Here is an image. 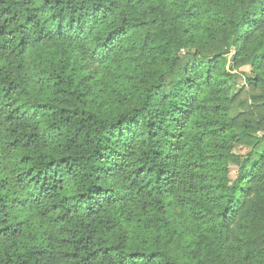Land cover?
I'll list each match as a JSON object with an SVG mask.
<instances>
[{
    "label": "trees",
    "instance_id": "trees-1",
    "mask_svg": "<svg viewBox=\"0 0 264 264\" xmlns=\"http://www.w3.org/2000/svg\"><path fill=\"white\" fill-rule=\"evenodd\" d=\"M0 264H264V0H0Z\"/></svg>",
    "mask_w": 264,
    "mask_h": 264
},
{
    "label": "rangeland",
    "instance_id": "rangeland-1",
    "mask_svg": "<svg viewBox=\"0 0 264 264\" xmlns=\"http://www.w3.org/2000/svg\"><path fill=\"white\" fill-rule=\"evenodd\" d=\"M252 71V69L249 67H245L243 68L241 71H240V77L238 78V90L243 87V86H246L247 83L245 81V75L246 74H250ZM241 152L244 154L246 153V149H242ZM231 175H232V178L235 179L236 178V175H237V169L235 167H232L231 169Z\"/></svg>",
    "mask_w": 264,
    "mask_h": 264
}]
</instances>
